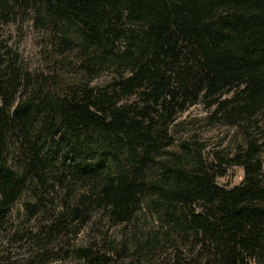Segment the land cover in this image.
<instances>
[{
  "label": "trees",
  "instance_id": "obj_1",
  "mask_svg": "<svg viewBox=\"0 0 264 264\" xmlns=\"http://www.w3.org/2000/svg\"><path fill=\"white\" fill-rule=\"evenodd\" d=\"M16 9L76 32L82 79L62 88L0 47V227L28 194L25 214L46 217L49 235H78L96 212L135 228L110 243L88 235L70 252L80 264H125L126 253L136 264H264V0H0V25ZM199 103L241 133L234 153L209 163L197 141L177 144L178 120ZM228 166L243 167L239 186L218 183ZM73 179L80 196L56 202Z\"/></svg>",
  "mask_w": 264,
  "mask_h": 264
},
{
  "label": "rangeland",
  "instance_id": "obj_2",
  "mask_svg": "<svg viewBox=\"0 0 264 264\" xmlns=\"http://www.w3.org/2000/svg\"><path fill=\"white\" fill-rule=\"evenodd\" d=\"M17 17H12L9 24L0 25V47H7L12 52L18 53L20 66L31 73H39L55 82L62 88L74 87L82 79L77 63L76 45L78 37L75 31L61 34L52 32L44 26L33 21V13L22 15L19 9L14 12ZM22 15V16H21ZM109 73H104L96 78L91 87L101 88L111 81ZM214 109H208L203 104H196L186 113L182 114L178 122L180 126L173 131L177 144L187 140L190 146L197 143L206 147L204 158L210 163L214 154L226 156L234 153L235 148L243 142L241 133L236 128L222 126L208 121ZM179 147L173 149L178 151ZM95 152V151H94ZM92 157L100 160V153ZM264 160V152L262 154ZM160 171L156 168L147 171L152 177ZM101 173H94L93 179H100ZM53 176V174H51ZM244 169L239 166H228L226 176L218 178V183L225 187L239 186L243 181ZM81 180L76 179L65 182L53 194L56 202L60 203L65 197L77 198L82 193ZM65 192L67 194H65ZM30 200L29 195L22 196L21 201L8 214L7 220L0 227V264H80L70 256L88 235L91 239L104 236L107 243L113 240L119 241L121 237L128 238L133 233V226L112 228L108 226L102 213L93 215L90 225L83 228L76 235L77 229L71 227L66 236L49 235L41 232V226L46 217L40 216L35 220H29L25 214L24 205ZM57 203V204H58ZM147 219L150 220L149 217ZM148 220V221H149ZM142 220L141 224H145ZM99 238V237H98ZM85 242V241H84ZM125 264H136L130 253H126ZM146 264H148L146 262Z\"/></svg>",
  "mask_w": 264,
  "mask_h": 264
}]
</instances>
